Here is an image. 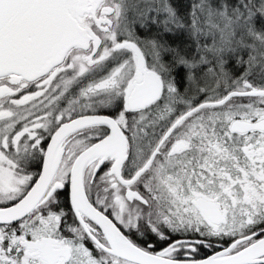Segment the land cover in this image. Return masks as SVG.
Segmentation results:
<instances>
[{"label":"snow or ice","instance_id":"obj_1","mask_svg":"<svg viewBox=\"0 0 264 264\" xmlns=\"http://www.w3.org/2000/svg\"><path fill=\"white\" fill-rule=\"evenodd\" d=\"M0 264H264V0H0Z\"/></svg>","mask_w":264,"mask_h":264}]
</instances>
